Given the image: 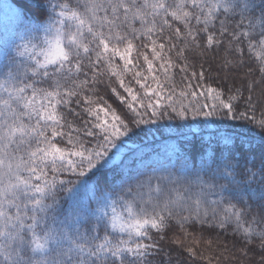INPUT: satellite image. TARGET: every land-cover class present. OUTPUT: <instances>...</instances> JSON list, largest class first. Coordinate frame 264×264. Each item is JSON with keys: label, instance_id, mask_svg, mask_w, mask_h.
<instances>
[{"label": "snow or ice", "instance_id": "snow-or-ice-1", "mask_svg": "<svg viewBox=\"0 0 264 264\" xmlns=\"http://www.w3.org/2000/svg\"><path fill=\"white\" fill-rule=\"evenodd\" d=\"M3 7L13 26L0 35V264H143L158 248L151 231L172 220L181 230L231 225L245 244L255 237L264 247V228L245 219L255 197L264 222V113L256 118L252 84L228 86L245 47L264 78V0ZM225 44L234 55L219 66L220 84L208 82L203 64L189 72L186 52ZM174 68L185 73L179 90ZM103 78L130 115L97 94ZM164 119L186 122L172 129L178 163L133 168L124 138ZM257 139L258 161L250 158ZM195 140L209 163H193ZM213 144L223 146L219 155Z\"/></svg>", "mask_w": 264, "mask_h": 264}, {"label": "trees", "instance_id": "trees-1", "mask_svg": "<svg viewBox=\"0 0 264 264\" xmlns=\"http://www.w3.org/2000/svg\"><path fill=\"white\" fill-rule=\"evenodd\" d=\"M27 3H29V0H0V35L3 34L6 28L11 29L13 26V21L10 16L5 15L3 6L13 5L15 7H23ZM257 15H259L258 10ZM233 55V53L227 50L226 44L215 50H209L203 55H201L200 50L185 53L190 66L189 72L192 70L199 72L201 70L200 65L203 64V70L206 73L208 82L212 83L215 81L216 84H220L223 80L224 74L220 70V64L226 57L232 58ZM172 56L174 60H177V63H181L176 58L175 52L172 53ZM244 60L243 67L229 73L228 86H231L233 81L238 86L241 83L244 85L252 84L254 89L252 94L256 101L255 115L259 119L261 114L264 113V78H262L259 72L257 62L247 55L246 47ZM170 71L173 74L177 90H179L184 86L182 81L185 73H181L179 68H174ZM128 80H131V76L126 78V83ZM112 81L113 86L126 97L127 94L115 83L114 77ZM108 84V79L103 78V82L96 85L97 94L103 96L104 100L119 112L130 115L127 107L120 104L119 99L112 93ZM132 87L142 93V90L139 89V85L135 84V81H132ZM201 102L204 101L202 100ZM209 103L211 102L209 101ZM189 119L191 120V117ZM185 123V121L180 120L164 119L155 125H141L140 128L135 129L134 134H131V139L128 137L124 138L127 141V144L124 145V159L133 168H144V165L151 164L157 160L177 162L176 154L180 150V144L176 135V131L179 130L177 129V125H184ZM191 123L197 128L201 125L200 120L191 121ZM248 127L251 128L253 126L248 125ZM172 129H176V131H172ZM254 131L258 132L259 130L254 129ZM193 143L197 148L195 150L192 148L188 149L195 156L193 163L200 164L201 161L205 164L209 163L207 155L201 156L199 154V141L195 140ZM166 144H174L177 151L172 154L164 153L162 149ZM254 144L255 147L252 150V156L250 158H255L258 161L261 154L259 139ZM218 147L223 146L212 145V151L216 152L217 155H219V152L216 151ZM129 149L135 150V155ZM244 151H247V148ZM228 155V152H224L225 157ZM140 156L145 157L143 163L137 159ZM237 158L239 159L238 155ZM133 159H136L135 164H133ZM259 179V176H257L256 181L252 182V189L249 190V195L252 194L253 190H258L259 185L257 181ZM249 204L251 205V211L245 219L251 222L255 217L258 223L254 226L259 231L264 228V222H259L261 203L254 197L252 200H249ZM150 234L153 240L157 242L158 248L151 251L150 255L145 258L143 264H264V247L261 246V241L253 237L250 243L245 244L242 237L234 230V226L231 225L226 230L209 227L207 225L201 226L199 224L195 225L194 228L188 226L186 229L181 230L175 220H172L169 221L168 227L163 233H156L152 230ZM161 236L163 239H161ZM174 240H179L181 243H174ZM188 247L193 248L197 255L194 257L190 256L186 250Z\"/></svg>", "mask_w": 264, "mask_h": 264}, {"label": "rangeland", "instance_id": "rangeland-1", "mask_svg": "<svg viewBox=\"0 0 264 264\" xmlns=\"http://www.w3.org/2000/svg\"><path fill=\"white\" fill-rule=\"evenodd\" d=\"M162 151L166 154H172L173 152H176V146L174 144H166L163 146Z\"/></svg>", "mask_w": 264, "mask_h": 264}]
</instances>
